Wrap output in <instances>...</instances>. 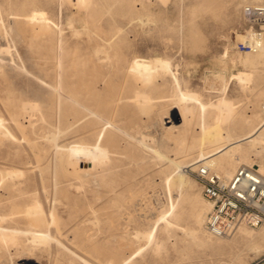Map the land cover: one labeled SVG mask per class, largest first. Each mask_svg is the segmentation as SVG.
<instances>
[{"label": "rangeland", "instance_id": "obj_1", "mask_svg": "<svg viewBox=\"0 0 264 264\" xmlns=\"http://www.w3.org/2000/svg\"><path fill=\"white\" fill-rule=\"evenodd\" d=\"M68 1L0 0V179L4 176L0 214L18 212L24 202L37 198L49 221L43 229L47 227L52 237L22 255L28 244L23 239L18 245H0V264H119L129 255L126 264H264V240L255 248L250 238L239 233L243 228L259 236L264 224L241 226L223 238L208 236L205 220L197 226L195 214L204 210L206 216L209 210L200 186L189 174L194 164L183 167L189 178L188 191L180 194L165 183L166 174L177 163L191 162L197 152L175 148L172 138L159 142L158 130L170 131L167 119L174 110L171 107L178 106L171 99L175 92L171 72L156 73L149 83L152 102L144 107L127 98L132 95L130 83L115 73L121 67L128 73L127 66L135 58L145 63L169 59L181 88L212 101L222 91L206 90L204 84L220 88L228 80L231 110L257 113L264 119L260 111L264 93L257 96L264 87V62L246 66L243 59L249 49L240 47L235 35L237 31L248 34L241 0H90L83 6ZM33 9L44 12L27 25L25 14ZM139 14L150 21L139 19ZM46 16L51 22L49 33L42 31ZM117 27L121 31L114 34ZM101 60L108 66L100 67ZM238 70L251 73L249 80L230 79ZM100 74H105L116 98L110 102L108 128L120 166L103 180L101 174L91 176L79 192L73 180L78 161L73 156L72 126L61 122L58 109L71 117L75 82L79 78L99 80ZM20 100L37 106L21 109ZM196 120L194 116L189 126L198 132ZM154 122L160 129L153 128ZM140 135L145 137L143 142ZM250 144L242 142L250 153L240 165L258 168L264 165V145ZM149 145L157 146L161 156ZM8 170L20 175L16 172L8 177ZM172 200L178 222L193 232L188 236L182 227L159 224L154 241L143 245L145 241L135 233L150 229ZM18 214L14 217L18 221L0 220V225L26 226V219Z\"/></svg>", "mask_w": 264, "mask_h": 264}, {"label": "bare ground", "instance_id": "obj_2", "mask_svg": "<svg viewBox=\"0 0 264 264\" xmlns=\"http://www.w3.org/2000/svg\"><path fill=\"white\" fill-rule=\"evenodd\" d=\"M253 1H259V0H253ZM89 2L90 0H76V3L82 6L87 5ZM260 2H264V0H260ZM43 12H44L43 10L33 9L32 12H30L29 14H25L24 18L29 20L28 21L29 24L27 23L26 24L30 25L32 21H36L35 19L36 15L39 14L41 15ZM135 14H138V12H136ZM137 16L141 20L150 21V18L148 16L144 17L140 14ZM134 17L135 16L133 15V18ZM49 23L51 24L47 16L42 19L41 24H42L43 32H47V33L50 32L51 25ZM40 27L41 25H39L38 28L40 29ZM32 29H34V27H32ZM119 31H121L120 27L115 28L114 34L118 33ZM237 32L238 34H235L237 35V40H238L237 43L243 49L246 50L249 49V43H250V39L248 36L249 34L246 33L239 34V31ZM109 39L110 37L105 38V40H109ZM108 51L109 50L106 49V53ZM245 54L244 55L246 57L244 56L243 61L246 64V66L248 65L249 67V64L251 65V67L252 65L255 64H258L259 66L263 65L262 62H264V43L261 44L259 48H256L254 50L251 49L249 50V52H246ZM106 55L107 54H105V57ZM239 57L240 56H238V58ZM239 59L241 61V57ZM167 60L169 61V59ZM167 60L156 59L153 61H149L148 63H145L140 58H135L132 62H129L127 66L128 73H125V70H122L123 69L122 67L119 68L118 71H116L115 73L117 76H121L122 78H125L124 79L125 84L130 83L128 87L129 86L131 87L132 95L126 97L131 98L129 100L133 99L140 106L144 107L146 105H150V103L152 102L153 97L151 93L153 90L149 86V83L155 80V78L157 77L156 73L171 72V75L173 77V83L175 86V92H173V94L171 95L172 97L171 99H173V101L175 99L174 103L176 102L178 106L172 104L173 106L171 108L174 110L172 111V114L169 117V119H167V122L170 123V126H167L170 127L169 129L170 131L166 133L165 130L157 127L155 122L153 128L156 126L157 128L160 129L158 130L160 131L158 134L159 142H165L166 140L172 138L174 139L173 142L175 144V148L178 149L180 148L181 150H185V151H189L192 149L197 150L196 155L194 158L191 159L192 160L191 162L186 161L184 165L183 163H177L176 166L173 168L172 172L166 174L165 176L164 180L167 187L169 189H172L174 187L178 190L180 194H182L188 191L190 188L189 178L184 173L185 170L183 169V167L193 165L197 161H203L204 164L209 165L211 168L215 169L224 176H230L233 172H235L234 168L236 166L238 165L240 166V164H245L244 159L245 157L248 156L250 152L249 149L246 150L245 148H243L242 142L248 141L251 143L250 145L256 147L264 145V119H260L259 114L257 113L246 115V114H238L237 112L235 111L233 112L231 110L230 98L226 96V90L228 88V80H225L220 88H218L217 86L215 87L213 85L204 84L206 90L222 91V93L217 95L216 99L212 101L211 99L204 100L201 94L197 93L196 91H192L187 88H181L177 73L176 71H172L170 69L169 62ZM102 61L103 60L99 61V66L107 67L108 64H103ZM240 61L238 63L241 64ZM233 63L235 65V61ZM238 72L232 74V76L230 75L231 76L230 79L236 78L239 81H243V82L245 80H249L248 78L251 76L250 75L251 73H249L248 71H239V70ZM76 74L78 75L79 72H77ZM243 82H241L242 86H244ZM108 83L109 81L106 80L105 74H100L99 80L95 78L94 81H88V82H84L81 78H79L75 82L74 84L75 86L73 87L74 89L72 90L73 106L72 109L70 110L71 117H68L67 114L64 112L62 113L60 107L58 109L59 118L61 122L66 123V125L68 126H72V135L74 137L73 147H75L73 156L78 161L77 163L78 168L75 169L73 173L74 186L76 187L77 191H79L81 188H84V186H86L85 182H90L91 176L97 177L98 174H101L100 177L101 180H103L104 176L107 175L108 172L113 171V169L115 168L118 169V167L120 166V164L116 163V161H119V159H116L115 157L117 151L112 146L113 143L112 132L108 128V124L110 123L108 116L110 110L109 109L110 102L116 99L114 98V95L112 93L113 88L109 89ZM57 89L59 90V88ZM263 93H264V87L260 88L257 96L260 97ZM19 106L21 107V109H27V108L34 109L36 108L37 104H32L27 101L20 100ZM194 116L197 117L195 124L197 125L196 128L198 132L193 130V128L189 126ZM175 121H180L181 123L176 124ZM179 125L182 126L179 127ZM244 128H247V130H244ZM141 136L142 135H140V139L143 137ZM135 138L137 139L138 137L136 136ZM144 138L141 139L142 142ZM149 147L150 149H152V152L156 153V156L159 157L160 155L158 154L159 148L153 145H149ZM139 152L141 153V150H139ZM142 153H141V159L145 157L144 154ZM258 166H259L258 171L264 175V165L259 164ZM16 172L17 171L14 170H8L7 172H5V174L9 177L12 174L15 175ZM17 173L20 175L19 172ZM3 177L4 176H2L1 179ZM83 177L86 178L83 179ZM25 193L26 191H21V192L19 191L20 195H24ZM205 201L208 206L207 210H209L210 204L209 202H207L206 199ZM23 205L24 206H22V209L19 210L18 212L14 210L15 212L13 211V212L0 214V220L3 221L8 220V222L18 221L17 219L14 218L17 217L15 216L17 213H19L18 215L26 219V224H25L26 226L22 228H17L12 225H7V226L0 225L1 246L8 247L9 245H18L21 244L22 239L23 241H27L28 244L23 247L21 251V255L30 252L40 243L48 242L52 238L47 227L46 229H43V224L48 225L49 221L46 218V214L42 206V203L37 198L33 197L30 201L24 202ZM179 219L180 217H178L176 214V202L172 200L171 204L166 208V210H163L158 213L150 229L137 231L135 233V237L137 239L144 240L145 242L143 245L151 244L155 239L156 226L159 224H163L165 228L173 227V226L182 227V229H184V231L182 230L183 233L185 234L187 233V235L188 234L191 235L193 229H191L188 226H182L178 222ZM204 220H205L204 210L198 211L195 214V222L197 223V226L202 225L204 223ZM205 231L208 236L216 237L208 233L206 229ZM261 231L262 232L259 236H254L251 235L249 231L243 228L239 229L240 237L250 238L255 248L259 247L258 241L264 240V229H262ZM216 238H223V237H216ZM142 248L143 247L141 245L137 251L140 252ZM130 256L131 255L124 258L119 264H126L130 260ZM14 258L15 257H12L13 263L15 262ZM9 261L10 260H8V262ZM84 264H90V263L84 261Z\"/></svg>", "mask_w": 264, "mask_h": 264}, {"label": "built area", "instance_id": "obj_3", "mask_svg": "<svg viewBox=\"0 0 264 264\" xmlns=\"http://www.w3.org/2000/svg\"><path fill=\"white\" fill-rule=\"evenodd\" d=\"M241 15L248 26L249 50L259 48L263 44L264 2L241 0ZM261 112L264 116V99ZM234 171L224 176L203 161L195 162L189 171L210 204L205 229L216 237L229 236L240 226L264 224V175L254 165H240Z\"/></svg>", "mask_w": 264, "mask_h": 264}]
</instances>
